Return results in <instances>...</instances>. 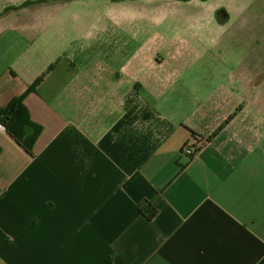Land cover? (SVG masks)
<instances>
[{
  "label": "crops",
  "instance_id": "0c3cea01",
  "mask_svg": "<svg viewBox=\"0 0 264 264\" xmlns=\"http://www.w3.org/2000/svg\"><path fill=\"white\" fill-rule=\"evenodd\" d=\"M147 1L0 0V108L38 81L42 128L32 156L0 131V264H264L259 70Z\"/></svg>",
  "mask_w": 264,
  "mask_h": 264
},
{
  "label": "rangeland",
  "instance_id": "374dc122",
  "mask_svg": "<svg viewBox=\"0 0 264 264\" xmlns=\"http://www.w3.org/2000/svg\"><path fill=\"white\" fill-rule=\"evenodd\" d=\"M131 1L138 12L142 0ZM145 11L150 19L165 17L173 22L169 25L184 26L168 29L170 41L177 35L195 36L186 50L212 52L223 59V68L259 70L250 77L264 98V0H148ZM181 47L179 43L170 50Z\"/></svg>",
  "mask_w": 264,
  "mask_h": 264
},
{
  "label": "trees",
  "instance_id": "16d2710c",
  "mask_svg": "<svg viewBox=\"0 0 264 264\" xmlns=\"http://www.w3.org/2000/svg\"><path fill=\"white\" fill-rule=\"evenodd\" d=\"M37 83L38 81L25 94L11 99L5 107L0 108V124L4 126L6 134L29 156L33 155V147L41 134L42 128L32 122L28 110L25 107L24 99L29 92L34 90ZM229 119L214 134L218 133L228 123ZM146 205L141 204L139 206V212L151 220L155 217L156 210L153 206L147 205L146 207Z\"/></svg>",
  "mask_w": 264,
  "mask_h": 264
},
{
  "label": "built area",
  "instance_id": "2783aa9c",
  "mask_svg": "<svg viewBox=\"0 0 264 264\" xmlns=\"http://www.w3.org/2000/svg\"><path fill=\"white\" fill-rule=\"evenodd\" d=\"M0 131L2 132H5V128L3 125L0 124ZM200 145V142L199 141H195L192 145H189V146H186L182 152H181V155L182 156H192L196 149L198 148V146Z\"/></svg>",
  "mask_w": 264,
  "mask_h": 264
}]
</instances>
